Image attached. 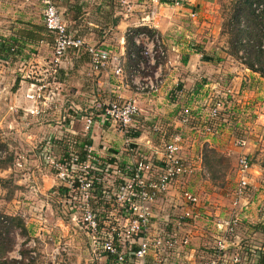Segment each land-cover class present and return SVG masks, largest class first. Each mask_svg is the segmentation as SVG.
<instances>
[{"label": "crops", "instance_id": "0c3cea01", "mask_svg": "<svg viewBox=\"0 0 264 264\" xmlns=\"http://www.w3.org/2000/svg\"><path fill=\"white\" fill-rule=\"evenodd\" d=\"M53 2L62 12L73 36L82 39L86 45L97 47L103 53L107 65L100 71H95L89 54L81 51L77 55L75 50L71 49L54 78H51L48 70L53 55L54 36L47 30L41 18L43 6L40 1L0 0V62L16 66L27 65L33 68V77L20 76L16 80L15 91L18 93L14 95L21 103H25L31 111H74L72 116L75 115V118L83 122L90 114L97 115L99 111H103L105 105L112 100H136L141 112L135 122L136 130L132 132L133 135L139 133V136L134 138L133 135L125 136L121 133L120 136L115 137V133L110 128L111 124L102 123L98 117L87 134L93 142L91 149L95 155L102 157L100 155L104 151L108 157L118 158L123 164L137 160L138 157L133 154L135 148L147 153L141 156L161 157L163 152L158 147H164L166 142L164 139L169 140L174 135L181 136L182 147L184 142L182 131L193 130L194 134L206 132L205 138L200 140L198 145L196 142L185 144V148L191 150L186 149L183 155L187 156L188 161L196 157L197 161H193L195 166L206 160L209 145L210 149L223 147L227 149V140L224 136L216 138L211 133V131H214L213 133L219 131L217 130L218 121L214 122L213 126L208 124L212 122L209 114L214 103L210 104L211 107L208 105L206 94L209 88L214 89L217 85L221 88L222 83L219 81L223 79V75L220 73V68L226 64L210 53V50L214 48L211 41H215L212 36H215L217 32L216 29L211 30L215 26H213L214 20L210 11H206L208 15H205L202 23L196 24L188 11L194 8V4L191 3L194 0L189 1L188 9L184 8L186 3L180 7L164 3L158 6L155 20L148 29L157 31L164 38L171 59L164 61V82L161 92L158 95L148 96L138 93L130 80L131 68L135 61L131 58L133 51L130 53L127 32L132 27L143 28L138 26L153 9L150 0H53ZM215 2V0H210V3L206 0L198 1L205 8L214 5ZM195 39L196 45L191 41ZM8 45L12 48L9 55H6L4 49L7 50ZM215 50L219 49L215 47ZM204 55L213 60H206ZM119 65L124 68V77L114 75ZM212 72L218 76L211 75ZM211 78L217 80L209 82ZM41 86L45 88L41 92L42 97L39 103L35 105L26 96L33 90L38 93ZM232 92L243 93L241 86ZM12 101L11 107L13 106L14 110L16 104H14L15 100ZM186 111L192 117L189 123L183 122ZM102 127L105 128L103 131L99 129ZM158 130H161V133L156 134L157 137L152 136V132ZM110 131L113 133V138L104 139V142H101L102 148L99 147L98 133L107 135ZM146 133H149V137ZM82 135L85 136V134ZM127 140L130 142L127 143ZM234 143L235 139H232L230 151L232 148L239 149ZM196 145L197 148L206 147V149L202 148L198 155H194ZM215 150L225 154L227 158L232 156L229 150L227 153L224 152L225 150ZM191 166L194 172L192 163ZM200 167L198 166L197 172ZM192 172L173 184L168 194L158 201L159 207L163 208L183 206L175 211L176 217L170 223L164 224L163 218L158 217L154 210L152 219V228L158 225L157 228L162 229L155 233L156 235L164 230L176 231L182 237H188L189 244L170 253H158L160 255L151 253L147 257V264H205L214 256L217 240L223 238L232 246L229 254L240 251L246 257L245 264H261L264 251H260L264 250V243L258 242H264L263 225L248 219L242 227L246 231L245 235L240 234L237 237L238 240L228 237L224 231L218 229L217 221L206 217L210 215L209 212L214 213L215 217L222 215L223 218L230 214V210L227 209L230 205L223 203L221 198L213 200L216 197L213 191H204V189L196 195L199 198L197 205L191 206L185 203L184 191L201 189L193 188L192 185L197 184L199 178ZM207 180L210 179L207 178ZM211 200L217 201L218 204L214 202L211 204ZM181 202L182 205H180ZM186 210H191L193 219L183 220L182 225H179L180 215L182 217ZM35 226H30L29 229L36 230L38 227ZM56 226L58 229L49 231V241L65 242L71 246L69 252L74 260L75 254L81 251V239L76 229L72 227L71 231L63 221L58 222ZM260 245L262 247H258ZM50 255L48 254V257Z\"/></svg>", "mask_w": 264, "mask_h": 264}, {"label": "rangeland", "instance_id": "374dc122", "mask_svg": "<svg viewBox=\"0 0 264 264\" xmlns=\"http://www.w3.org/2000/svg\"><path fill=\"white\" fill-rule=\"evenodd\" d=\"M189 1L180 0L179 2L182 5L186 3L184 8L188 9ZM198 1L200 0L191 2L194 4V8L188 9V11L190 14H197V17L194 18L196 24L202 23L205 15H208L206 11H210L214 20L213 26H215L211 30L216 29L217 31L215 36H212L215 41H211L214 48L210 50V53L218 60L226 63L220 68V73L223 75V79L219 81L222 83L221 88L219 85L214 89L209 88L206 94L208 105L211 107L214 103L211 111L214 108L219 111L215 121L208 123L213 126V123L218 121L217 130L219 131L216 133L211 131V133L216 138L223 135L227 140L226 146L228 145L226 150V147L215 149L225 150L224 152L227 153L228 150L230 151L232 139H245L248 145L245 148H232L230 151L232 156L228 158L214 148L210 149L209 145L206 160L202 164H197L199 167L201 166L197 172L198 166H195L193 162L194 160L197 161L196 157L188 161L183 152L186 149L187 151L191 150L185 148L187 142H196L198 145V142L205 138L206 134L204 133L206 132L194 134L193 130L182 131L184 142L181 150L182 155L181 152L180 155L188 164L191 172L193 171L191 163L194 165V172L192 173L199 179L197 184L192 185L193 188H201L187 192L199 195L204 189V191L211 190L213 194H216L213 200L221 198L223 203L230 205L227 208L230 210V214L225 218L222 215L215 217L212 212H209L210 215H206L210 220L217 221L216 223L229 219L234 208L237 209L241 218V227L238 230V236H240V234H246L242 227L248 219H252L264 227V77L248 68L246 64L248 59L244 51H241L237 57L232 54L234 48L230 44L232 37L230 20L235 11L237 0H215L214 5L206 6V8ZM206 1L210 3V0ZM41 18L43 20V7ZM159 36L165 44L168 54L167 60H169L171 54L164 38L160 34ZM191 41L195 45L197 44L196 39ZM215 47L219 50H215ZM216 52L218 53L217 56ZM10 65L11 63L0 62V142L2 143L0 163H8L6 169L0 168V178L6 181L0 185V234L9 231V237L15 240L10 250L3 254L0 253V264H110V258L108 259L102 252V245L93 244L91 233L84 223L85 214L80 206L84 205L85 197L75 187L77 184H74L76 177L70 174V178H62L63 171L60 169L62 158L66 153V146L69 147L70 145L71 149L73 148L72 150L78 153V148L74 146V143L78 142L80 137L82 139L88 134L89 129H87L86 120L82 122L81 119L75 118V115L72 116L74 111H31L25 103L18 100L14 93H18L15 91L17 78L30 75L33 68L21 64L18 66ZM211 75L218 76L213 72ZM35 78L37 77L35 76ZM214 79L216 78H211L209 82L217 80ZM235 84L241 86L243 93L232 92L238 88ZM234 85L235 88L233 89ZM12 100H15L14 104H16L14 110H11ZM97 115H95V119ZM209 117L211 119L210 114ZM100 125L102 124L100 123ZM110 126H112L110 128L115 133V137L121 135L118 126L113 124ZM99 129L103 131L105 128ZM134 130L136 129L134 128L132 131ZM152 133V136L155 137L156 134L161 133V130ZM104 135L102 132L97 135L99 147L104 139L113 138L111 131L107 134L109 136L103 137ZM146 135L149 137V133ZM197 145L194 149V155H198L202 148L203 150L206 149V147L197 148ZM158 148L164 152V147ZM92 153L95 154V152ZM102 153L100 156L108 157L106 152L103 151ZM133 154L135 157H141L142 154L147 153L135 148ZM245 156L249 159V169L242 174L240 161ZM78 172L81 174V171ZM242 175L246 177L247 186L243 190V195L237 197ZM101 183L106 191L111 187H120L119 179H106ZM91 200V207L97 213L98 219L105 227L104 229L108 230L109 226L112 227L125 222L123 215L116 207V210H113L115 212H113L100 199L95 200L93 197ZM213 202L218 204L217 201L212 200L210 203ZM182 204L181 202L180 205ZM159 206L158 201L155 202L152 212L155 214L156 211L158 217L163 218L164 224L170 223L176 217L174 216L175 211L183 207L163 208ZM112 214H114L113 217ZM6 217L21 219L24 227H10L8 223L5 224L4 222L7 221ZM189 219H193V217L191 216ZM60 221L65 222L71 231L72 227L76 229L77 235L81 239V251L75 254L74 260L69 252L71 246L65 242L53 243L48 239L49 231L53 232L58 229L56 225ZM182 222L180 215L181 225ZM33 225L38 228L30 230L29 227ZM157 227L158 225L154 226L153 229L151 224L152 238L156 237L155 233L162 230ZM163 232L159 234H163ZM169 232L179 234L176 231ZM258 243L263 244L264 242ZM258 247H262V245ZM262 251L264 250L260 252ZM48 254H51L50 257ZM68 258L70 259L67 260Z\"/></svg>", "mask_w": 264, "mask_h": 264}, {"label": "built area", "instance_id": "2783aa9c", "mask_svg": "<svg viewBox=\"0 0 264 264\" xmlns=\"http://www.w3.org/2000/svg\"><path fill=\"white\" fill-rule=\"evenodd\" d=\"M38 1L43 5L45 27L54 36L53 55L48 70L51 78H54L71 49L75 50L77 55L81 51L89 54L95 71H100L106 67V59L97 47L86 45L82 39L76 38L69 31L62 12L53 0ZM150 1L153 9L138 27H151L149 25L155 20L158 6L161 3L182 6L180 0ZM196 17V13H191L192 19ZM134 29L136 28L132 27L127 32L136 48L131 53V58L135 61L130 73L131 83L138 93L148 96L158 95L164 82V61L168 57L165 44H163L158 33L153 35L145 31L136 33ZM33 75L34 73L31 71L30 75L26 77L31 78ZM114 75L124 77V68L120 65L116 67ZM44 88L45 86H41L38 93L32 91L26 97L35 105L38 104ZM140 112L136 100L117 99L108 102L103 111H99L97 117L102 122L118 126L120 133L128 136L135 128V122ZM218 113L217 108L210 111L212 122L218 117ZM184 114L183 122L189 123L192 119L191 114L188 111ZM94 121L95 114H90L86 118L87 129L91 128ZM129 142L130 140H127V143ZM234 144L241 148L248 145L245 139L235 140ZM72 149L68 160L62 158L60 165V169L63 171L62 178H70V174L76 177L74 184L79 185L77 189L85 197L84 205L80 207L85 214L83 220L91 233L92 242L102 245V252L107 258H115L114 264H147V257L151 253H170L189 244V238L182 237L180 233L171 234L166 230L163 234L152 238L150 232L153 204L167 195L173 184L191 172L188 164L180 155L182 150L180 135H174L164 143V152L161 157H138L137 160L126 164L124 170L121 169V162L118 158L95 157L92 155L93 150L88 148L87 159L82 162L80 156ZM240 163L242 174H244L249 169L248 157H243ZM78 171H81V174ZM106 179H119L120 187H111L108 191L103 188V192L96 190V187ZM246 186V177L242 175L237 197L243 195ZM93 197L95 200L103 201L112 211L117 208L123 215L125 222L112 227L109 226L108 230L104 229L105 227L98 219L97 213L91 207ZM184 200L188 205L199 203V198L187 191L184 193ZM113 216L114 214H112ZM191 216V210H186L181 218L187 220ZM240 224V214L234 208L229 219L218 223V229L224 231L228 237L231 236L238 240ZM134 247L136 248L135 251L133 250ZM231 248L228 240L224 238L218 240L214 256L205 264H245L246 257L243 253L237 251L229 254Z\"/></svg>", "mask_w": 264, "mask_h": 264}, {"label": "trees", "instance_id": "16d2710c", "mask_svg": "<svg viewBox=\"0 0 264 264\" xmlns=\"http://www.w3.org/2000/svg\"><path fill=\"white\" fill-rule=\"evenodd\" d=\"M234 10L235 11L230 20L231 22L230 32L232 35L230 44L232 48H234L232 54L237 57L238 54L241 53V51H244L248 59V62L246 63L248 68L260 74L262 77H264V0H237ZM142 31H145L149 33L150 35H153L154 33H158L157 31L148 29L147 27L134 29V32L136 33L142 32ZM127 38L130 44V48H131L130 53H131L136 48L132 43V38L130 36H128ZM11 48H12L11 45H8L7 50L4 49V52L6 55H9ZM204 58L206 60H213L212 58L207 57L205 55H204ZM131 135H133V132L129 134V136ZM133 136L135 138L136 136H139V133L137 134L134 133ZM164 140L169 141L170 139L169 140L164 139ZM1 144L2 143L0 142V148L2 147ZM74 144H75L74 146L78 148L77 154L80 156L81 161L82 162L85 161L88 156L87 149L91 148L93 145L92 140L90 139L88 135H86L84 138L82 139L80 138V140H78V142L76 141ZM65 150H66V153L64 154V159L68 160L70 157L69 153L71 152L70 145L69 147L66 146ZM92 155L95 157H98L94 153H92ZM125 166L126 164H123V163L120 164V167L123 170ZM7 167H8V163L6 162L0 163V168L6 169ZM5 182L6 181L4 179L0 178V185H3V183ZM77 186L79 185L76 184L75 187ZM96 190L103 192V184L98 185V187H96ZM101 196L102 195L100 194V197ZM6 219L7 221H4V222L5 224L8 223L10 227L11 226L12 227L21 226V228L24 227L21 219L19 218L6 217ZM9 235H10L9 231H5L4 233L0 234V253L1 254L5 253V251L7 252L8 250H10L14 244L15 239L10 238ZM133 250L135 251L136 248L134 247ZM114 261H115V258L110 257V264H113ZM260 263L264 264V257Z\"/></svg>", "mask_w": 264, "mask_h": 264}]
</instances>
